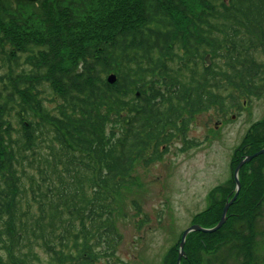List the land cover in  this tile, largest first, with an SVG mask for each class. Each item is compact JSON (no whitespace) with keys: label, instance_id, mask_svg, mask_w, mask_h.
Segmentation results:
<instances>
[{"label":"trees","instance_id":"trees-1","mask_svg":"<svg viewBox=\"0 0 264 264\" xmlns=\"http://www.w3.org/2000/svg\"><path fill=\"white\" fill-rule=\"evenodd\" d=\"M263 91L264 0H0V264H117L135 162Z\"/></svg>","mask_w":264,"mask_h":264},{"label":"rangeland","instance_id":"rangeland-1","mask_svg":"<svg viewBox=\"0 0 264 264\" xmlns=\"http://www.w3.org/2000/svg\"><path fill=\"white\" fill-rule=\"evenodd\" d=\"M118 9L113 4L110 14L115 17L113 11ZM263 117L264 91L243 99L242 106H230L224 112L212 106L191 119L186 137L196 144L184 149V137L177 135L161 159L149 165L138 159L131 171L135 181L120 193L119 209L123 215L116 218L122 237L116 248V263L169 264L172 254L167 256L168 251L175 242L179 243L181 232L192 221L193 214L207 205L204 196L216 189L219 180L230 178V162L237 157L236 146L243 141L251 124ZM246 140L252 141L246 151L262 146L264 126L256 127ZM244 168L250 169L244 175H258L251 188L256 191L259 176L264 174V155L254 156ZM204 252L197 249L195 253L199 257Z\"/></svg>","mask_w":264,"mask_h":264},{"label":"flooded vegetation","instance_id":"flooded-vegetation-1","mask_svg":"<svg viewBox=\"0 0 264 264\" xmlns=\"http://www.w3.org/2000/svg\"><path fill=\"white\" fill-rule=\"evenodd\" d=\"M263 122L264 117L251 124L243 141L236 146L237 157L230 162L232 175L226 180H219L215 186L219 191H209L204 196L207 205L193 214L192 221L186 228L197 224L202 229L189 230L180 264H264V174L259 176L260 185H257L256 191H252V183L257 181L258 175H244L242 171L246 170L244 167L253 158L240 168L238 176L234 172L241 161L235 163L238 151H245L252 144V141L246 140V136L256 127L264 126ZM263 147L264 144L261 148ZM227 205L225 222L219 228L213 229L222 219ZM179 248L180 237L179 243L175 242L169 251L172 254V264L178 262ZM197 249H204L206 252L197 257Z\"/></svg>","mask_w":264,"mask_h":264},{"label":"water","instance_id":"water-1","mask_svg":"<svg viewBox=\"0 0 264 264\" xmlns=\"http://www.w3.org/2000/svg\"><path fill=\"white\" fill-rule=\"evenodd\" d=\"M206 60L209 61V55H206ZM116 78H117V75L115 73H110L108 75V80L110 82H115L116 81ZM264 152V148L260 149L259 151L255 152L254 154H250V155H247L246 157H244L242 159V161H240V163L237 165L236 169H235V174L237 175L238 174V171L240 169V167L242 166V164L248 160H250L251 158H253L254 156H257L258 154L260 153H263ZM238 181V180H237ZM227 207L228 205L226 206L225 210H224V213H223V216H222V219L219 221V223L213 228V229H217L219 228L226 220V212H227ZM202 227L200 225H192L191 227L187 228L184 233H183V239L181 241V248H182V251L179 255V258H178V262L177 264H179L180 262V256L182 255L183 253V246H184V240H185V237H186V234L188 233L189 230L191 229H201Z\"/></svg>","mask_w":264,"mask_h":264},{"label":"bare ground","instance_id":"bare-ground-1","mask_svg":"<svg viewBox=\"0 0 264 264\" xmlns=\"http://www.w3.org/2000/svg\"><path fill=\"white\" fill-rule=\"evenodd\" d=\"M202 229V228H201ZM189 232V231H188ZM184 233V232H183ZM183 233H182V236H180V249L182 251V248H181V241L183 239ZM188 234V233H187ZM187 234H186V237H185V240H184V245H185V242H186V238H187ZM183 253H184V246H183Z\"/></svg>","mask_w":264,"mask_h":264}]
</instances>
